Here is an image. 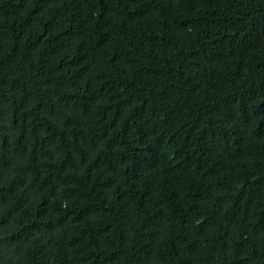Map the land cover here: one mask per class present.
<instances>
[{
    "label": "trees",
    "instance_id": "trees-1",
    "mask_svg": "<svg viewBox=\"0 0 264 264\" xmlns=\"http://www.w3.org/2000/svg\"><path fill=\"white\" fill-rule=\"evenodd\" d=\"M0 264H264V0H0Z\"/></svg>",
    "mask_w": 264,
    "mask_h": 264
}]
</instances>
